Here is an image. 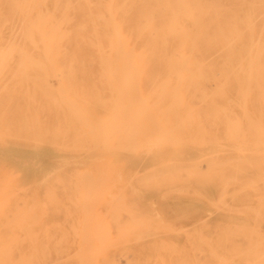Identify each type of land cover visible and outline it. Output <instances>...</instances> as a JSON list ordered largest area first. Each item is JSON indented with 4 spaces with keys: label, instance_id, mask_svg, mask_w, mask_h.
<instances>
[{
    "label": "rangeland",
    "instance_id": "obj_1",
    "mask_svg": "<svg viewBox=\"0 0 264 264\" xmlns=\"http://www.w3.org/2000/svg\"><path fill=\"white\" fill-rule=\"evenodd\" d=\"M41 1L45 2L17 6H8L4 2L0 5V153H8L5 162H12L14 168L22 169L25 173V191L20 194L24 200L21 203L27 208L29 201L34 207V217H0V264H88L89 260V264H264V217H252L250 214L247 217H226L223 211L204 206L190 212L192 184L179 178L183 173L168 172L166 175L167 172L133 169L120 170L122 175L119 170L107 172L113 153V134L108 126L111 125V109L118 103L115 97L119 91L118 94L121 93L118 90L119 79L112 83L107 80L102 82L98 77H87V90L81 98L77 86L68 82L60 67L51 68L45 75L38 67L36 71L30 70L32 61L27 55H23L25 63L22 61L21 64L8 55V47L15 46L17 42L14 29L4 21L12 19L15 13L13 9L18 7L21 20L45 21L49 11L46 0ZM118 1L119 5L114 7L118 14L116 16L123 20L121 13H125L123 10L126 7L121 4L125 1ZM203 1L202 8L205 9L207 6ZM69 5L60 4L57 13L66 14L65 8L76 7ZM222 8L225 24L218 30L219 43L215 44L214 26L208 28V72L239 74L240 83H233L232 92L227 88L228 99L232 105H245L248 111H252L251 117H256L255 108L264 105V0H222ZM100 11L96 6H83L78 8L77 15H100ZM117 17L112 19L116 27ZM191 33L189 37L195 34ZM113 41L118 48L115 46L112 52L107 45L103 63L109 71L114 72L121 62L122 74L125 52L118 32H114ZM115 49H118L116 53ZM4 51L8 52L5 54ZM83 51L88 58L94 56L88 46ZM3 54L7 55H4V59ZM222 58L228 64L223 63ZM241 89L244 91L240 92ZM82 120H85L84 123ZM46 123L51 129L46 128ZM59 129L61 132H57ZM248 157L255 158L254 154H248ZM230 158L234 159L233 156ZM83 164L89 168L84 173L87 179L93 187L98 185L96 189H89L94 193L91 192L89 203L84 208L88 217H40L44 211L39 208L38 202L40 197L47 196V179L57 175L56 169L67 166V170L79 171ZM10 170V178L0 176V206L9 200L12 191L18 190L15 186H20V183L11 180L14 172ZM247 171L246 175L252 178L259 174V169ZM59 175L64 174L61 172ZM104 175L106 179L99 180ZM149 175L155 178L148 179ZM4 181L7 186L3 184ZM215 182L217 188L220 181L217 179ZM177 188H180V193L175 191ZM186 188L189 190L186 191ZM217 189L215 191L219 192ZM111 190L117 195L127 192L129 206L140 208L143 216L140 213L138 217H105L109 205L106 196L108 191L113 194ZM153 199L162 200L163 206L160 208L163 211L152 209ZM186 203L190 210L185 207ZM88 225L89 230L85 228ZM90 234L93 238H89ZM80 247L85 257L83 259L88 258V261L74 256L79 255L75 253H79Z\"/></svg>",
    "mask_w": 264,
    "mask_h": 264
},
{
    "label": "bare ground",
    "instance_id": "obj_2",
    "mask_svg": "<svg viewBox=\"0 0 264 264\" xmlns=\"http://www.w3.org/2000/svg\"><path fill=\"white\" fill-rule=\"evenodd\" d=\"M124 1L125 3L121 6L126 7L123 10L125 13L119 11L123 20L117 17L118 14L115 12L114 7L119 5L118 0H67L65 2L46 0L49 13L47 12L45 21L21 20L19 17L21 10L19 7L15 8L13 18L4 21V24L8 23L14 29L17 42L15 46L8 47V55L15 57L18 64L22 63L23 55H27L29 61H32V64H29L30 70L36 71L39 68L45 75L51 68L60 67L62 75L68 78V82L77 86L82 95L81 98L87 90L85 82L87 77H98L102 82L107 80L112 83L119 79L120 89L118 90H121V93L118 94L120 92L118 90V93L116 92L115 102L118 103L113 110L111 109V125L108 126L111 130L107 127L113 134L111 139L113 153L110 156L111 164L107 172L133 169L167 172L166 175L168 172L183 173L179 175V178L184 179V182L190 181L192 184L189 194L190 212L204 206V208L223 211L226 217H247L249 214L252 217H264V105L255 108L256 117H251L252 111H248V107L232 105L228 99L227 88L229 92H232L233 83L240 80L239 74L208 72L209 60L206 50L209 43L208 28L210 25L214 26L215 44L219 43L218 30L225 24L222 0L214 2L202 0L207 6L205 9L202 8L201 0ZM4 2L8 6L9 4L17 6L45 1L0 0V5ZM62 3L70 4L69 7L71 5L76 7L65 8L66 14L59 15L57 7ZM50 5L53 7L50 8ZM83 6L89 8L96 6L101 10V14L78 16L77 10ZM113 17L118 18L117 27L112 20ZM114 32L120 34L124 47L122 51L125 52L122 74L120 73L121 62L118 63V68L115 65L117 69L114 72L109 71L103 63L107 45L112 52L116 46L113 41ZM191 32L195 34L189 37ZM231 37L235 38L234 35ZM86 46L92 49L93 57L88 58L83 53V48ZM116 50L118 49H115V53ZM4 52L6 54L8 51ZM222 62L228 64L224 58ZM256 84L259 85V83ZM103 124L105 127V123ZM45 126L51 129L47 123ZM57 132H61V129ZM248 154H254L255 158H249ZM7 156L8 153H0L2 165L0 176L10 178L8 174L12 169L14 175L11 180L14 183H20V186L14 185L18 190L14 189L16 192L12 193V191L9 200L1 204L0 217H34L33 205L28 201L25 208V205L21 203L24 198L20 197V194L25 191L26 175L22 169L14 168L12 162L6 163ZM231 156L234 159L230 158ZM68 164L67 162L66 165ZM67 166L56 169L57 175L46 178L48 180L47 196L40 197L38 202L39 208L44 211L40 217H88L84 208L86 203H89L91 192L94 193L89 189H96L98 185L96 186L95 183L93 187L87 179L84 173L88 172L89 168L87 169L85 164L79 171L67 170L69 169ZM250 169H259L256 178L246 175L247 170ZM227 170L231 171L227 172ZM61 172L63 176L59 175ZM119 174L122 175L121 172ZM104 177L106 179L107 176L104 175L99 180H103ZM153 177V175L147 176L148 179ZM217 179L220 181L217 187L219 190L215 187ZM3 184L7 186L5 181ZM180 188L175 191L180 193ZM113 190L115 191L116 188ZM126 193L117 195L108 191L106 198L109 205L105 217L139 216L140 208L129 206ZM92 197L91 195V199ZM161 201L156 199L153 202L152 209H157L156 212L163 209L160 208ZM186 205L187 203L185 207L188 208L189 206ZM140 216H143L142 213ZM85 228L89 230L90 227L88 225ZM89 238H93L91 234ZM82 247L79 253H75L79 255H74L79 256L80 259L85 258L81 254ZM83 260L88 261V258Z\"/></svg>",
    "mask_w": 264,
    "mask_h": 264
}]
</instances>
